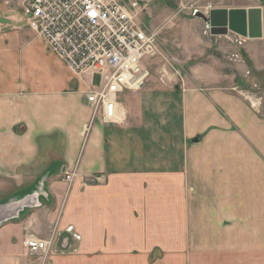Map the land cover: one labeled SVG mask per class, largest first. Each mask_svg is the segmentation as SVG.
I'll list each match as a JSON object with an SVG mask.
<instances>
[{
  "label": "crops",
  "instance_id": "0c3cea01",
  "mask_svg": "<svg viewBox=\"0 0 264 264\" xmlns=\"http://www.w3.org/2000/svg\"><path fill=\"white\" fill-rule=\"evenodd\" d=\"M215 1L221 3L216 8L255 6ZM205 32L183 36L199 51ZM214 40L209 52L217 56L222 43ZM251 41L257 61L264 48ZM50 56L64 70L50 86L32 81L19 60L5 66L0 59V72H9L0 74V179L45 175L48 194L47 202H30L19 217L0 224V264H36L25 239L46 238L55 227L58 245L68 250L53 252L45 264H224L230 242L244 258L249 241L253 263L264 264V118L237 91L243 79L195 73L173 83V75L160 77L127 91L133 98L130 108L123 103L125 122H99L84 145L82 131L91 117L87 82L58 55ZM209 60L205 64H217ZM76 166L69 188L65 172ZM71 225L81 240L65 231ZM21 253L24 259L16 256Z\"/></svg>",
  "mask_w": 264,
  "mask_h": 264
},
{
  "label": "built area",
  "instance_id": "2783aa9c",
  "mask_svg": "<svg viewBox=\"0 0 264 264\" xmlns=\"http://www.w3.org/2000/svg\"><path fill=\"white\" fill-rule=\"evenodd\" d=\"M20 3L30 29L44 39L47 48L73 74L79 79L84 75L102 76L99 87L89 83L85 92L91 117L82 131L84 145L99 122L104 125L125 122L122 96L147 86L150 68L162 55L161 30L153 28L144 17L149 8L147 0H20ZM78 170L76 166L65 172L70 187ZM65 231L73 240H81L74 226ZM60 235L57 227L46 238L28 235L24 242L27 253L41 256L45 264L53 252L68 250L58 245Z\"/></svg>",
  "mask_w": 264,
  "mask_h": 264
},
{
  "label": "rangeland",
  "instance_id": "374dc122",
  "mask_svg": "<svg viewBox=\"0 0 264 264\" xmlns=\"http://www.w3.org/2000/svg\"><path fill=\"white\" fill-rule=\"evenodd\" d=\"M225 1L228 5L233 6L245 4L248 6L253 4L255 6H262L259 0ZM147 2L149 8L146 13H144V17L146 22L153 28L161 30L159 44L162 51V55H159V57L156 58L155 64L150 68L151 77L147 86L149 84L153 85L157 83L160 80V77L165 75L175 76L173 77L175 78L172 81L173 83L176 82V79L177 81L178 79H181L182 75L195 73L200 75L217 73L219 75H230L233 77L238 75L245 81V84H242L243 86L239 87L237 91H239L248 104L253 106L254 109H257L260 115L264 118V53L263 49H259L257 61H254L251 55V50H249V47L252 44L251 40H259L256 41L261 42L259 47L264 48L263 38L246 39L233 32H230L227 35L212 36L211 30L207 28L206 22L195 17L194 14L196 10L209 14V10L221 5L220 2H216L215 0H147ZM204 30H206L205 33H207V36L203 35L202 39L205 46H203V50L197 51L195 49L196 43L190 38V36L183 35L185 31L196 34L198 32L203 33ZM1 33L4 34V36L3 39L0 40V59L5 66L10 59H12L14 65L15 60H19L20 64H25V67L27 68L26 72L29 74L30 79L37 82L41 81L45 86H50L51 83H54V80L63 77L64 70L57 65L55 57L52 58L50 56V52L52 53V51L46 50L43 43L40 41L43 39L30 29L28 16L22 10L20 0H0V34ZM210 38L215 39L213 41L214 43H222V47L219 46V53L217 56H214V54L209 52L210 48L214 49V47L211 46ZM243 49L244 56L249 55L250 61L252 62L253 60L257 63H254L255 68H253L251 63L242 56ZM204 52H206V54L201 56ZM22 53L23 55H21ZM24 54L25 56L27 55L26 59L28 61L26 62H23ZM191 54L193 55L192 57ZM209 57L210 60H213L214 63L217 64L214 66L205 64ZM192 61H194V63H192ZM196 64H198V67L195 71L194 66ZM227 64L228 66H226ZM0 74H4L5 76L9 75L8 69L3 67ZM83 79L87 82L86 85L91 83L93 87H99L102 82V76L100 74L84 75ZM22 89L24 90L23 84ZM24 92L31 93V85H29ZM131 98H133L132 92H126L122 96V102L126 104L127 108H130L131 106ZM36 180L37 179L34 178L21 181L19 179H0V197L3 195H10L19 187L26 189V191L24 190L22 192H28L29 190L35 191L36 188L39 189L43 187V185ZM68 187L70 188V185H68ZM15 240L17 241L16 246L20 248L22 245L21 239L17 236ZM229 245L230 250L228 258H226L227 260L223 259L224 264H233L236 261V264H254L251 255V241L244 244L246 248L244 258H240V256L238 257L236 253L238 246L236 243L230 242ZM231 246L235 247L233 255H231ZM73 248L74 247H71V249ZM15 250H17V248H15ZM16 256L21 259L25 258V255L22 253ZM30 258L33 263L37 264L40 262L42 264L43 258L41 256H30ZM151 260L155 261L156 259L152 258ZM218 260L219 261L197 259L196 263L202 264V262L206 261L204 264H221V260Z\"/></svg>",
  "mask_w": 264,
  "mask_h": 264
},
{
  "label": "water",
  "instance_id": "95a60500",
  "mask_svg": "<svg viewBox=\"0 0 264 264\" xmlns=\"http://www.w3.org/2000/svg\"><path fill=\"white\" fill-rule=\"evenodd\" d=\"M262 6L249 8H213L209 14L200 10L195 11V17L206 22L213 35H227L233 32L241 37L259 39L264 36L263 30V6L264 0H259ZM46 176L36 181L43 187L35 191L20 189L0 201V224L10 219L19 217L25 206L34 202L40 204L48 201L45 187Z\"/></svg>",
  "mask_w": 264,
  "mask_h": 264
},
{
  "label": "bare ground",
  "instance_id": "6f19581e",
  "mask_svg": "<svg viewBox=\"0 0 264 264\" xmlns=\"http://www.w3.org/2000/svg\"><path fill=\"white\" fill-rule=\"evenodd\" d=\"M209 12H210V10H209Z\"/></svg>",
  "mask_w": 264,
  "mask_h": 264
}]
</instances>
